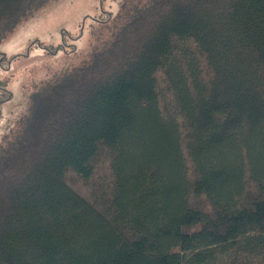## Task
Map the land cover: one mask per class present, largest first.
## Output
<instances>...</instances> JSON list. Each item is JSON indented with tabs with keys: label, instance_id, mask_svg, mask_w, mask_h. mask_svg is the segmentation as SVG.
I'll return each instance as SVG.
<instances>
[{
	"label": "trees",
	"instance_id": "1",
	"mask_svg": "<svg viewBox=\"0 0 264 264\" xmlns=\"http://www.w3.org/2000/svg\"><path fill=\"white\" fill-rule=\"evenodd\" d=\"M46 1L0 0V41ZM116 18L0 147V264H264V0Z\"/></svg>",
	"mask_w": 264,
	"mask_h": 264
},
{
	"label": "rangeland",
	"instance_id": "2",
	"mask_svg": "<svg viewBox=\"0 0 264 264\" xmlns=\"http://www.w3.org/2000/svg\"><path fill=\"white\" fill-rule=\"evenodd\" d=\"M122 1L47 0L0 41V147L15 134L43 82L80 64L112 36ZM106 165L102 158L97 170ZM75 186L88 190L83 182Z\"/></svg>",
	"mask_w": 264,
	"mask_h": 264
}]
</instances>
